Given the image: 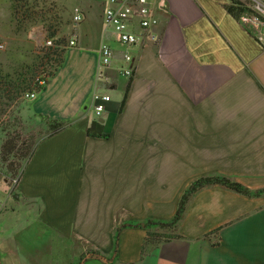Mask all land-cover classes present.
<instances>
[{"label":"crops","instance_id":"0c3cea01","mask_svg":"<svg viewBox=\"0 0 264 264\" xmlns=\"http://www.w3.org/2000/svg\"><path fill=\"white\" fill-rule=\"evenodd\" d=\"M74 1V44L25 108L67 125L37 141L18 178L23 224L0 229V264L79 263V241L106 257L100 264H264V193L220 186L192 196L177 237L142 255L146 229L124 227L114 254L117 227L170 219L201 176L264 188V27L231 16L229 0H153L157 40L126 48L101 4ZM102 40L113 49L110 84L96 80ZM124 51L134 74L120 110ZM95 91L110 96L101 116Z\"/></svg>","mask_w":264,"mask_h":264},{"label":"rangeland","instance_id":"374dc122","mask_svg":"<svg viewBox=\"0 0 264 264\" xmlns=\"http://www.w3.org/2000/svg\"><path fill=\"white\" fill-rule=\"evenodd\" d=\"M76 1L84 5H97L92 0ZM241 1L250 4L255 12L264 17V13L255 8L254 0ZM258 1L264 4V0ZM75 5L77 3L74 0H0V64L3 71L21 67L28 70L31 64L38 62V52H42V64L45 63L42 65V70L51 71L53 65L46 64V61H51V58L44 57V54L46 53L45 46H52L53 40L46 38L44 25L56 26L58 29L56 39L63 37L68 45L73 32L72 21ZM17 6L20 13L13 16L12 8ZM26 9L33 13L36 19L33 24L28 25L29 18L22 13ZM40 20H44V23ZM48 41L50 44H47ZM27 104L26 99L21 97L16 103L0 106V152L2 144L7 142V147H9L8 142L12 140L10 153L12 150L13 156L17 159L16 163L20 162L22 166L24 159H19V156L28 151L45 133V123L42 118L27 116L25 112ZM12 158L10 154L8 159L12 160ZM18 172H7L0 160V229L16 228L18 225L22 227L23 224L22 215L25 211L23 204L13 198V195L17 194L18 175L16 173ZM95 189L101 192L103 188L95 187ZM87 246L85 241H79L80 257L87 253ZM76 259L72 261V264H81ZM56 261L58 262V258ZM93 261L96 264L102 263L99 259L89 258L83 264H91Z\"/></svg>","mask_w":264,"mask_h":264},{"label":"trees","instance_id":"16d2710c","mask_svg":"<svg viewBox=\"0 0 264 264\" xmlns=\"http://www.w3.org/2000/svg\"><path fill=\"white\" fill-rule=\"evenodd\" d=\"M229 4L225 6L227 12L233 16L235 19L240 20L242 15L251 14L257 16L263 23L264 17L260 16L257 12L252 9V6L246 2L241 0H229ZM18 6L16 8H12L13 16H17L20 12L18 11ZM25 12V13H24ZM29 18V24H33L36 22L33 13L28 12V9L22 12ZM42 21V20H40ZM44 21V20H43ZM42 21V22H43ZM44 23V22H43ZM27 27V26H26ZM46 30V38L52 39L53 44L52 46H45L46 53L44 57H50L51 61H46V64L52 66L51 71H44L42 70V52H38V62L35 64H31L26 70V68L21 67L20 69H11V71H3L1 64H0V106H9L11 103H16L18 99L25 98L24 95L30 92H39L42 90L44 85L47 83V79L53 74V72L61 66L63 62L64 52L67 47V41L62 37L56 39L58 29L56 26H46L44 25ZM42 51V50H41ZM1 63V62H0ZM27 72V73H26ZM26 73V74H25ZM132 76L127 80L125 91L123 98L120 102L119 109L121 110L125 104V100L127 97V92L132 81ZM38 80H41L42 83L39 84ZM26 99V98H25ZM43 119V118H42ZM45 123V133L41 137H47L53 135L63 128L66 127L67 123L63 121L51 120L44 118ZM89 135L95 137H108V134H91L88 131ZM39 137L38 140L41 138ZM37 140V141H38ZM37 141L29 148L28 151H25L23 154L19 156V159H24V164L16 163L15 157L12 154V150L10 153V147L13 141H9L7 147V142L3 145L0 152V160L2 161L3 165L7 172L13 171L19 172L16 173L18 177H20L24 166L30 156L32 155L35 145ZM14 147V146H13ZM10 154L13 157L12 160H9ZM210 186H220L232 190L234 192L240 193L245 196H258L264 193V188L258 190H250L249 188L243 186L239 182L232 180L223 175H207L201 176L190 183V185L184 190L182 193L175 214L167 220H160V219H144L142 221L136 222H127L122 224L121 226L117 227L114 232V254L116 253L117 245H118V238L121 228L124 227H143L146 229V235L142 242L141 247V254L143 255L145 252L148 251L149 248L156 246L161 241H165L169 238L177 237V228L179 223L188 208L189 202L192 196L198 192L200 189L204 187ZM89 258H98V259H106L104 255H102L97 250L89 249L87 251ZM85 257V254L80 258V261ZM108 260V259H107ZM111 264V263H110Z\"/></svg>","mask_w":264,"mask_h":264},{"label":"built area","instance_id":"2783aa9c","mask_svg":"<svg viewBox=\"0 0 264 264\" xmlns=\"http://www.w3.org/2000/svg\"><path fill=\"white\" fill-rule=\"evenodd\" d=\"M103 6V24L105 28L113 30L119 44L129 48L141 40L142 45L157 40L154 27L158 19L152 10L153 0H92ZM255 8L264 13V4L254 0ZM244 24L251 26H263L264 23L255 15L245 14L241 16ZM82 20L81 12L76 9L73 13V22L78 24ZM259 36L261 33L259 32ZM261 38V37H260ZM50 44V41L47 42ZM74 44V38L69 40V45ZM98 64L96 80L104 84H110L111 78L107 71L113 65V49L110 43L102 40L97 48ZM116 73L129 79L134 74L133 57L128 51L122 54V63L114 68ZM39 84L42 83L38 80ZM25 98L33 99L35 92L24 95ZM110 101V96L104 92L95 91L91 96V104L96 116H101L105 110L106 103ZM19 178V177H18ZM18 181V179H17ZM17 183V182H16Z\"/></svg>","mask_w":264,"mask_h":264},{"label":"water","instance_id":"95a60500","mask_svg":"<svg viewBox=\"0 0 264 264\" xmlns=\"http://www.w3.org/2000/svg\"><path fill=\"white\" fill-rule=\"evenodd\" d=\"M82 261H84V259H82Z\"/></svg>","mask_w":264,"mask_h":264},{"label":"flooded vegetation","instance_id":"af4514ba","mask_svg":"<svg viewBox=\"0 0 264 264\" xmlns=\"http://www.w3.org/2000/svg\"><path fill=\"white\" fill-rule=\"evenodd\" d=\"M83 259H84V258H83ZM81 261H82V260H81ZM81 261H80V262H81Z\"/></svg>","mask_w":264,"mask_h":264}]
</instances>
